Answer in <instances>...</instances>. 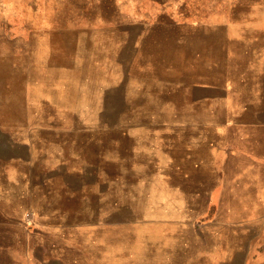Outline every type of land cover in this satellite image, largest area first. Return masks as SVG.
Masks as SVG:
<instances>
[{
	"label": "rangeland",
	"instance_id": "1",
	"mask_svg": "<svg viewBox=\"0 0 264 264\" xmlns=\"http://www.w3.org/2000/svg\"><path fill=\"white\" fill-rule=\"evenodd\" d=\"M0 24V125L34 158L0 143V264H264V0Z\"/></svg>",
	"mask_w": 264,
	"mask_h": 264
},
{
	"label": "water",
	"instance_id": "2",
	"mask_svg": "<svg viewBox=\"0 0 264 264\" xmlns=\"http://www.w3.org/2000/svg\"><path fill=\"white\" fill-rule=\"evenodd\" d=\"M2 31H3V27L0 26V32H2ZM22 95H23V97L25 99L24 102H26V100H29V97H30L31 94L29 92H27V93L26 92L25 93L23 92ZM13 139L14 138L13 137L11 138L9 132H7L6 130L2 129V127L0 125V141H1L0 143H7V144H9L13 148L12 149L13 152H21V154L24 155L23 157H26V159L29 158V161L30 162H33L34 161V158L30 156V152L27 149V147H26L27 150H26V154H25V151L23 149L24 146L17 145L16 143H14V140ZM0 148H2V145L1 144H0Z\"/></svg>",
	"mask_w": 264,
	"mask_h": 264
},
{
	"label": "trees",
	"instance_id": "3",
	"mask_svg": "<svg viewBox=\"0 0 264 264\" xmlns=\"http://www.w3.org/2000/svg\"><path fill=\"white\" fill-rule=\"evenodd\" d=\"M163 4V3H162Z\"/></svg>",
	"mask_w": 264,
	"mask_h": 264
}]
</instances>
